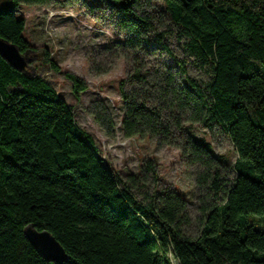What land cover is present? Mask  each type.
Returning a JSON list of instances; mask_svg holds the SVG:
<instances>
[{
  "label": "trees",
  "instance_id": "1",
  "mask_svg": "<svg viewBox=\"0 0 264 264\" xmlns=\"http://www.w3.org/2000/svg\"><path fill=\"white\" fill-rule=\"evenodd\" d=\"M0 1V37L30 53L17 8L58 0ZM110 1L124 33L117 48L136 58L160 45L176 63L129 67L119 82L122 131L187 153L202 168L197 182L211 203L192 236L188 201L176 190L156 188L139 200L132 188L156 183L154 164L125 179L111 172L52 85L0 56V264H171L168 252L178 264H264V0H162L158 18L143 7L154 0ZM165 21L182 59L163 42ZM42 57L58 70L47 52ZM186 62L209 79L191 77ZM66 76L76 97L86 90ZM99 109L95 119L108 131L111 118ZM195 126L219 127L229 138L232 180L218 170L226 160L192 137ZM27 224L49 231L67 260H47L25 237Z\"/></svg>",
  "mask_w": 264,
  "mask_h": 264
},
{
  "label": "rangeland",
  "instance_id": "2",
  "mask_svg": "<svg viewBox=\"0 0 264 264\" xmlns=\"http://www.w3.org/2000/svg\"><path fill=\"white\" fill-rule=\"evenodd\" d=\"M153 2L155 6L145 4L143 7L158 18V10L164 5L162 0ZM113 10L110 0H58L47 5H19L17 14L26 21L24 36L32 46L28 53L32 59L30 70L49 82L73 107L76 123L91 135L102 162L111 172L125 179L139 174L145 162L154 164L156 183L148 180L134 185V195L139 200H146L153 189L176 190L188 201L191 224L187 231L195 236L204 217L203 208L211 203L212 198L197 182L198 172L202 169L200 165L191 162L189 155L175 145L162 144L149 136L127 137L121 128L125 109L119 82L126 78L129 67L158 60L175 69L176 63L160 45H151L154 55L139 54L136 58L117 48L115 43L124 40V33L116 23L117 16ZM161 30L168 32L163 42L173 55L184 58L175 28L165 21ZM44 52L48 53L58 70L42 61ZM186 68L189 75L199 82L209 79L208 72L198 70L188 62ZM66 73L74 74L85 82L87 88L78 97L74 95L72 82ZM101 106L107 109L113 124L108 131L95 119L94 112ZM104 118V123H108ZM191 135L202 139L215 155L226 160V166H219L218 170L226 180H232L234 173L230 167L237 156L231 141L219 127L195 126ZM167 256L171 264H178L170 252Z\"/></svg>",
  "mask_w": 264,
  "mask_h": 264
},
{
  "label": "water",
  "instance_id": "3",
  "mask_svg": "<svg viewBox=\"0 0 264 264\" xmlns=\"http://www.w3.org/2000/svg\"><path fill=\"white\" fill-rule=\"evenodd\" d=\"M0 56L14 69L18 71L30 68L32 61L27 53H21L12 43L0 37ZM24 234L28 241L49 261L63 262L67 255L56 240L47 230H38L34 224H27L24 227ZM40 241H44L41 243Z\"/></svg>",
  "mask_w": 264,
  "mask_h": 264
},
{
  "label": "snow or ice",
  "instance_id": "4",
  "mask_svg": "<svg viewBox=\"0 0 264 264\" xmlns=\"http://www.w3.org/2000/svg\"><path fill=\"white\" fill-rule=\"evenodd\" d=\"M41 243H44V241H40Z\"/></svg>",
  "mask_w": 264,
  "mask_h": 264
}]
</instances>
